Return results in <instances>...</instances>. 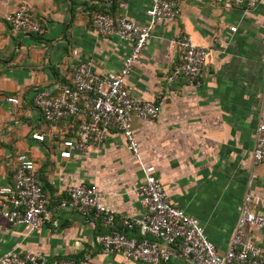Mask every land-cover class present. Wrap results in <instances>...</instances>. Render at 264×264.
Instances as JSON below:
<instances>
[{
  "label": "crops",
  "instance_id": "1",
  "mask_svg": "<svg viewBox=\"0 0 264 264\" xmlns=\"http://www.w3.org/2000/svg\"><path fill=\"white\" fill-rule=\"evenodd\" d=\"M176 2L178 14L150 27L125 79L132 95L158 105L157 116L132 118L131 124L143 161L154 167L171 203L196 216L205 236L222 252L246 191L258 198L256 209L264 215V161L251 163L264 82V0L249 7L216 0ZM20 3L27 4L42 32L13 31L4 21L3 15ZM148 5L149 0H111L106 11L143 23ZM100 6L95 0H0V186L10 182L16 155L25 153L34 162L51 211L50 219L32 233L0 215V255L30 249L47 264L62 257L80 264H142L99 251L94 237L104 228L98 218L55 208L66 185L94 184L115 211L114 227L138 236L136 227L127 229L120 222L124 215L140 213L134 189L142 178L120 133L111 131L99 143L61 158L60 143L72 135L81 116L49 122L31 103L33 91L54 96L69 84L80 61L90 60L102 74L120 67L129 45L93 29L91 14ZM183 34L207 48L198 86L180 77L165 80L177 56L168 39ZM7 97L18 102L9 103ZM31 133L43 139H31ZM246 238L264 242V229H248ZM165 264L191 263L172 258Z\"/></svg>",
  "mask_w": 264,
  "mask_h": 264
},
{
  "label": "built area",
  "instance_id": "2",
  "mask_svg": "<svg viewBox=\"0 0 264 264\" xmlns=\"http://www.w3.org/2000/svg\"><path fill=\"white\" fill-rule=\"evenodd\" d=\"M108 5L111 0H95ZM225 5L249 7L259 0H216ZM27 4L20 3L3 15L13 31L42 32L38 21L28 15ZM146 22L137 23L125 15H111L101 10L91 14L90 24L102 36H114L129 45L120 67L105 74L94 70L90 60L77 63L69 84L61 85L54 96L35 90L32 105L41 117L56 122L80 115L81 120L72 135L60 143L59 157L69 158L70 151H83L92 143H99L111 131L120 133L124 149L142 173L134 191L140 213L124 215L121 225L136 227L138 236H127L114 227L115 211L102 198L94 184L75 183L64 187V197L56 204L58 210H72L83 218H98L104 231L94 237L99 251L120 253L126 259L142 264H165L180 258L191 264H264V242L246 238L248 229H264V215L256 209L258 198L246 191L242 197L232 233L224 251L220 252L205 236L197 217L171 203L160 181L154 176V167L146 164L139 153L132 129V118L153 120L158 105L151 99L132 95L126 84L133 63L138 59L150 27L170 21L178 14L176 0H149L145 10ZM264 45V24L261 35ZM170 47L177 48L176 62L165 77L167 82L180 77L189 86H198L199 77L207 60V48L195 44L187 34L168 39ZM16 104L18 99L7 97ZM30 138L41 141L42 135L31 133ZM264 161V82L259 96V109L254 127L251 163ZM254 173L250 174V181ZM49 200L36 180L34 162L25 153L16 155V165L8 184L0 186V215L10 224H20L26 233L37 231L51 216ZM0 264H47V259L30 249L9 250L0 255ZM51 264H80L72 258L55 259Z\"/></svg>",
  "mask_w": 264,
  "mask_h": 264
},
{
  "label": "trees",
  "instance_id": "3",
  "mask_svg": "<svg viewBox=\"0 0 264 264\" xmlns=\"http://www.w3.org/2000/svg\"><path fill=\"white\" fill-rule=\"evenodd\" d=\"M108 6H109V4H108V5H101V6H100L101 9H99V10H101V11H103V12H105V13L111 14V13H109V12L106 11V8H107ZM111 15H113V14H111ZM75 116H77V115H75ZM75 116H71V117H75ZM79 116H80V115H79ZM80 120H81V118L79 117V118H78V122H77V124L80 122ZM77 124H76V125H77ZM41 188H42V187H41ZM42 190H43V189H42ZM120 231H121V230H120Z\"/></svg>",
  "mask_w": 264,
  "mask_h": 264
}]
</instances>
